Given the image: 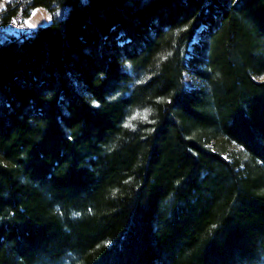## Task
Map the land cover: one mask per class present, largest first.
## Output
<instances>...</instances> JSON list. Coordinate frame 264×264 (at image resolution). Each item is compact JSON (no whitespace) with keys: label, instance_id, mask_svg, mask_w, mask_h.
Wrapping results in <instances>:
<instances>
[{"label":"trees","instance_id":"16d2710c","mask_svg":"<svg viewBox=\"0 0 264 264\" xmlns=\"http://www.w3.org/2000/svg\"><path fill=\"white\" fill-rule=\"evenodd\" d=\"M0 264H264V0H6Z\"/></svg>","mask_w":264,"mask_h":264},{"label":"rangeland","instance_id":"374dc122","mask_svg":"<svg viewBox=\"0 0 264 264\" xmlns=\"http://www.w3.org/2000/svg\"><path fill=\"white\" fill-rule=\"evenodd\" d=\"M6 0L0 1V14L4 10ZM68 13V9H62L58 12V17H64ZM53 22V17L50 15V13L43 7H36L34 8L32 12V16L28 21L25 23L17 24L14 27H10L7 30V33L15 36H19L22 33H32L39 27H46L50 25ZM28 24L34 25V27H28ZM205 27H200L196 35L194 36V39L192 41V44L189 46L190 53L199 52L197 56V61L194 66H191L189 70H186L183 74L185 85L190 90H203L207 88V84L204 79H201L197 75V70H204V66L202 65L204 62V57L207 55V51L203 49V44L206 41V37L204 35ZM203 49V50H202ZM122 66L128 67L126 63H122ZM254 79L256 81H261L263 79L262 76H254ZM139 112H135L133 118H137L139 116H142L144 113H139L141 115H137ZM235 152L238 153H245L243 149L235 144L229 143L228 152L224 154V157H228V154H233Z\"/></svg>","mask_w":264,"mask_h":264},{"label":"snow or ice","instance_id":"6c2138e0","mask_svg":"<svg viewBox=\"0 0 264 264\" xmlns=\"http://www.w3.org/2000/svg\"><path fill=\"white\" fill-rule=\"evenodd\" d=\"M28 27L31 28V27H34V25L28 24ZM137 115H141V114L138 113ZM143 118L147 119V112L143 114ZM130 126H131V121H129V123L126 125V127H130Z\"/></svg>","mask_w":264,"mask_h":264},{"label":"clouds","instance_id":"9594fccd","mask_svg":"<svg viewBox=\"0 0 264 264\" xmlns=\"http://www.w3.org/2000/svg\"><path fill=\"white\" fill-rule=\"evenodd\" d=\"M73 215H74V216H78V215H79V213H74Z\"/></svg>","mask_w":264,"mask_h":264}]
</instances>
